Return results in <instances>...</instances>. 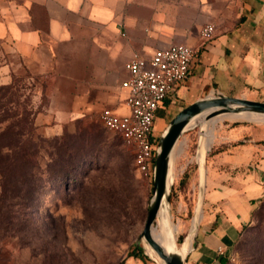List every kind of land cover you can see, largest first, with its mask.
Wrapping results in <instances>:
<instances>
[{
    "label": "crops",
    "instance_id": "obj_1",
    "mask_svg": "<svg viewBox=\"0 0 264 264\" xmlns=\"http://www.w3.org/2000/svg\"><path fill=\"white\" fill-rule=\"evenodd\" d=\"M208 25L214 31L206 40ZM170 45L192 48L195 59L179 85L183 95L175 92L156 114L214 91L264 97V0H0L1 80L9 84L18 67L49 78L47 102L34 117L46 137L99 120L104 109L127 114L124 65ZM224 135L205 161L202 222L186 264L229 260L264 200V125L230 126Z\"/></svg>",
    "mask_w": 264,
    "mask_h": 264
},
{
    "label": "rangeland",
    "instance_id": "obj_2",
    "mask_svg": "<svg viewBox=\"0 0 264 264\" xmlns=\"http://www.w3.org/2000/svg\"><path fill=\"white\" fill-rule=\"evenodd\" d=\"M10 75V83L5 84L0 74V166L6 168L12 162L9 146L15 142L24 147L30 162L15 195L10 193L13 185L7 192L0 187V264H160L140 240L152 199L153 176L136 169L131 147L97 119L79 120L60 135L46 137L31 125L33 114L47 102L49 78L31 75L22 67ZM175 92L182 96L183 88L178 86ZM250 99L264 102L263 96ZM181 108L179 104L156 114L159 137ZM207 123L213 127L215 139L205 161L230 126L264 125L225 116ZM200 135V125L185 132L172 161L173 179L164 211L172 224L180 225L174 234L179 246L188 236L198 203L195 157ZM58 144L71 151L62 167L54 149ZM64 171L69 174L62 180ZM1 181L0 177V185ZM202 210L201 205L196 240ZM253 219L227 264H264V200ZM154 230H159L158 218ZM135 247L142 249L147 260L129 257ZM193 253L192 249L187 258L192 260Z\"/></svg>",
    "mask_w": 264,
    "mask_h": 264
},
{
    "label": "built area",
    "instance_id": "obj_3",
    "mask_svg": "<svg viewBox=\"0 0 264 264\" xmlns=\"http://www.w3.org/2000/svg\"><path fill=\"white\" fill-rule=\"evenodd\" d=\"M213 31V26H206L202 37L211 39ZM195 54V50L184 45L156 48L148 59L134 54L124 65L128 77L121 83L126 91L127 114L117 115L110 109L99 114L101 126L131 147L136 169L146 176H153L159 140V137L156 139V112L164 101L174 100L176 88L190 74ZM218 252L224 254V250Z\"/></svg>",
    "mask_w": 264,
    "mask_h": 264
},
{
    "label": "water",
    "instance_id": "obj_4",
    "mask_svg": "<svg viewBox=\"0 0 264 264\" xmlns=\"http://www.w3.org/2000/svg\"><path fill=\"white\" fill-rule=\"evenodd\" d=\"M228 115L260 117L262 119L260 122L256 123L264 124V102L229 97L218 91H214L213 94L193 102L178 112L170 120L163 134L159 137L153 168L152 199L149 204L145 225L140 234V240L146 243L156 253L163 264H186L188 256V253L183 255L176 249L165 250L154 241L151 235L159 211L164 209L168 204L169 190L172 184V181L170 182L169 179L174 149L182 135L192 128H188L192 121H196L198 122L196 125H200V123ZM201 139L202 135H200L197 152L200 147ZM198 172V203L195 217L200 215L203 200L205 159L202 163H198ZM193 241L194 245L192 249L195 250L197 247L195 234Z\"/></svg>",
    "mask_w": 264,
    "mask_h": 264
},
{
    "label": "bare ground",
    "instance_id": "obj_5",
    "mask_svg": "<svg viewBox=\"0 0 264 264\" xmlns=\"http://www.w3.org/2000/svg\"><path fill=\"white\" fill-rule=\"evenodd\" d=\"M225 117L229 118H237V119H244L248 121H255V122H260L262 118L260 117H255V116H234V115H228ZM216 119V118H215ZM215 119L209 120L210 122H214ZM208 121V122H209ZM198 122L192 121L188 128L193 127L196 125ZM201 127V135L202 139L200 142V147L197 152V155L195 157V160L198 163H202L205 159L206 152L210 149L211 145L214 142L215 139V132L213 127L209 126L208 123H200ZM182 147V146H181ZM176 148V147H175ZM181 151V149L179 150ZM175 152V149H174ZM174 152L172 155V161L174 159ZM172 167L170 170V182L173 179L172 175ZM200 216L194 217L193 221L191 222L190 230L188 232L187 238L183 241V243L180 246L176 245L175 239H174V234L178 233L180 231V225H174L171 223L170 218L168 217V213L164 211V209H161L158 213V220H159V230H154V226L151 232L152 238L156 243H158L162 248L165 250L169 249H176L178 252L181 254L185 255L189 253L192 250V243L194 240V234L196 232V229L199 225L200 222ZM158 222V221H157ZM177 224V223H176ZM146 251L148 254L151 256H154L156 259H158L160 264H163V262L159 259V257L156 255V253L147 245L145 244Z\"/></svg>",
    "mask_w": 264,
    "mask_h": 264
},
{
    "label": "trees",
    "instance_id": "obj_6",
    "mask_svg": "<svg viewBox=\"0 0 264 264\" xmlns=\"http://www.w3.org/2000/svg\"><path fill=\"white\" fill-rule=\"evenodd\" d=\"M45 105V104H44ZM43 105V106H44ZM38 108L36 110V112L33 114V119H32V125L33 128H34V117L35 115L42 111V108ZM168 106V102L167 101H164L159 109H162V108H165ZM158 109V110H159ZM239 124H234L232 126H237ZM157 135V133H156ZM158 135H157V138L158 139ZM58 142V140H57ZM9 149H10V152L14 155H12V162L6 166V168H4L3 166H0V177L2 179V183L0 185L1 189L4 191V192H7L8 190H10L8 188L9 185H13V189L10 190V193H13L14 194V190L16 189V187L19 185V184H22V182H24L25 180V177L27 175V170H26V167H27V164L28 162H30V159L27 155V151L24 149V147H21L18 145V142H15L14 144H11L9 146ZM54 149L56 151H58V162H59V165L60 167H62L64 164H66L68 162V158L70 157V149L66 146H64L63 144H58L57 146L54 147ZM219 150H211V152L209 153L208 157L209 156H212L213 154H215L216 152H218ZM14 152V153H13ZM17 153V155H16ZM57 154V153H56ZM62 170V169H61ZM68 172L64 171L63 174H62V180H64V178H66L68 176ZM250 227V226H249ZM249 227H243L240 231V237L241 235L244 233L245 230H247V228ZM240 239V238H239ZM239 241V240H238ZM129 257H133V258H142L144 260H147V257L143 255V252H142V249L140 248H134V250L128 254ZM228 262V259L226 258H220L216 264H227Z\"/></svg>",
    "mask_w": 264,
    "mask_h": 264
}]
</instances>
